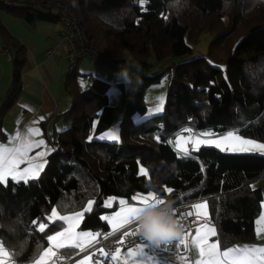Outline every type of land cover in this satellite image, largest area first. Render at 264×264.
<instances>
[{
	"label": "trees",
	"instance_id": "trees-1",
	"mask_svg": "<svg viewBox=\"0 0 264 264\" xmlns=\"http://www.w3.org/2000/svg\"><path fill=\"white\" fill-rule=\"evenodd\" d=\"M57 1L71 5L89 42L116 61L117 73L132 63L150 68L152 56L158 65L173 61L142 74L135 88L117 83L123 105L117 140L100 138L116 111L108 101L110 83L79 72L76 65L68 70L63 81L71 102L59 114L66 126L54 134L44 168L34 179L0 183V243L13 262L36 264L49 245L47 232L62 226L60 219L47 221L54 206L67 214L92 201L79 229L98 235L109 230L103 219L111 211L104 206L107 198L144 193L159 196L162 203L205 199L204 223L215 224L222 247L253 240L261 193L251 183L264 173V154L215 146L182 153L174 139L187 127L191 133L235 129L264 142V0L259 6V0ZM0 8L31 25L61 22L48 0H0ZM203 33L212 38L206 53H198ZM0 38L13 64L0 105L1 133L3 108L12 106L20 91L26 48L3 24ZM164 76L163 111L143 116L145 89ZM39 222L47 223L43 231Z\"/></svg>",
	"mask_w": 264,
	"mask_h": 264
},
{
	"label": "crops",
	"instance_id": "crops-1",
	"mask_svg": "<svg viewBox=\"0 0 264 264\" xmlns=\"http://www.w3.org/2000/svg\"><path fill=\"white\" fill-rule=\"evenodd\" d=\"M0 24H3L26 48L25 61L19 68L20 91L13 105L7 110L3 108L4 116L0 133V169L4 167L7 161L13 159L22 161L17 163L16 169L19 172H24L27 168L31 169L25 176L24 180H26L29 177L38 176L40 174L42 171L41 167L43 169L46 164L47 155L53 149L52 138L54 134L56 131L66 126V123L59 114L69 107L71 99L64 89L63 80L68 70L73 67L69 68L65 52L60 46L59 32L61 30V25L58 26L55 31L53 30V25L51 26V23L46 21H37L35 25H31L10 15L1 8ZM51 38H55V44L50 41ZM2 43L0 38V46ZM48 50H51V52L48 53ZM2 58L6 61H10V64H7ZM12 73V61L2 53L0 48V105L3 102L2 98L9 91ZM0 109L2 108L0 107ZM229 132L238 135L241 139L264 144L263 141L241 136L235 129H230L219 134L214 133L213 135L223 137ZM113 136L117 137L118 131L113 133ZM41 141H43V143H40ZM227 143L234 142L229 141ZM193 149L194 147H190L187 152L182 151V153H188ZM248 152L262 154L258 151ZM251 185L254 188H258L261 193L260 210L254 219V239L251 241H239L230 246L222 247L217 238L216 226L209 221L196 226L200 229L199 234L203 236L205 245L210 246L212 243H215L221 254L230 249H264V173L254 179ZM148 195L149 194H137L131 199L107 198L104 202V206L111 209V211L105 214L103 219L107 222L109 230H118L139 220L138 217L141 213L137 218L128 220L127 210L129 208H140L143 210L147 207H156L160 205L157 201H162V199L155 194H152L154 199H150L147 204L142 203V198L148 197ZM93 206L94 204L92 202L88 210H91ZM84 211L81 213L82 218ZM59 216L65 217L66 214H59ZM81 220L82 219L76 221L78 226L75 228V232L81 235V241L78 242H82V247H62V252L65 251L64 249H67V251L64 252L67 255L76 254L77 251L79 252V250L86 249L96 239L98 231L79 229ZM126 220H128V222H125ZM61 225L62 226H59L57 230L63 232L69 224L67 220H62ZM196 227L193 228L195 229ZM198 228L193 230V232H189L190 235L188 234L186 250L184 252H164L159 249L158 245H153L150 242L137 243L131 246L118 245L111 254L109 264H199L201 259L207 264V255L201 257L199 247H197V244L194 242V238L197 235L196 230ZM208 229H212L213 232H209ZM85 234H90V236H86ZM141 245L145 246L142 250L140 247ZM51 246L52 242L49 241L47 248ZM117 249H119V251H117ZM130 249L132 250L131 254L129 253ZM6 251L9 253L7 264H15L11 258L10 252L8 250ZM205 251H208L207 247ZM43 252L44 250L40 253L36 261L39 260ZM231 255L236 256L237 253L234 251ZM255 255L259 257L260 253L255 252ZM113 256L117 257V259H113ZM85 257H89V255L80 254L69 264H79ZM50 258L51 257H49L48 260ZM216 259H219V257ZM229 259H231V257ZM88 264H92L90 259Z\"/></svg>",
	"mask_w": 264,
	"mask_h": 264
},
{
	"label": "built area",
	"instance_id": "built-area-1",
	"mask_svg": "<svg viewBox=\"0 0 264 264\" xmlns=\"http://www.w3.org/2000/svg\"><path fill=\"white\" fill-rule=\"evenodd\" d=\"M9 3V0H4ZM48 5L59 11L61 17V30L59 32L60 46L65 52L69 68L84 59L91 62H99L108 66H115L116 61L105 52L93 46L84 33L82 22L76 17L69 3L57 0H48ZM48 53L51 50L47 51ZM2 53L9 58V53L2 50ZM192 202L180 199L177 202L166 201L156 207L169 208L176 225H161L150 221L149 230L153 234L167 235L175 233L177 238L169 240L167 243L161 242L158 247L168 253H179L186 250L187 237L192 227L202 224L205 218L195 215ZM192 213V214H190ZM134 233V234H133ZM183 238L184 244L179 241ZM149 242L147 236L141 231L140 220L134 221L118 230H108L101 232L96 239L84 249L88 254L92 264H109L111 254L116 246H131L137 243ZM62 248L56 249L55 256L49 264H69L74 257L62 254ZM102 250V251H101Z\"/></svg>",
	"mask_w": 264,
	"mask_h": 264
},
{
	"label": "snow or ice",
	"instance_id": "snow-or-ice-1",
	"mask_svg": "<svg viewBox=\"0 0 264 264\" xmlns=\"http://www.w3.org/2000/svg\"><path fill=\"white\" fill-rule=\"evenodd\" d=\"M113 140H117L116 136H112ZM184 140L183 137L177 138V147L183 151L187 152L188 148L186 146H183L180 141ZM229 141H232L234 143H227ZM40 143H43L41 141ZM187 143V141H185ZM191 143L194 145L193 150H198V146H215L216 148H222L223 150H230V151H241V152H248V151H258L264 154V144H258L251 140L241 139L238 135H235L232 132H229L226 136L217 138V139H200L197 138ZM18 162L16 159H13L11 161H7L2 169H0V183H7V180L11 178L13 181L15 180H24L25 176L29 171H31L30 168H27L24 170V172H19L16 169V165ZM42 170V167H41ZM38 175V173H37ZM30 179L36 178V176L29 177ZM139 199V198H134ZM150 199H154L151 193H149L148 197L142 198V203L147 204ZM157 203H162V201H157ZM154 206V205H153ZM195 215L197 217L201 216L203 213L201 212V209L206 207L204 204H195L192 206ZM128 220L135 219L138 217V215L141 213L142 209L140 208H129L128 210ZM192 214V213H190ZM60 219V220H68L71 219L72 222L68 225V227L60 233H57L56 235H52L48 237V240L52 242V246L45 249L44 252L41 254L39 260L36 262V264H47L48 258L55 256L54 249H59L66 246H74V247H82L81 241V235L75 232V228L78 226L76 221L82 219V214H77L75 218H66L62 216H58L55 211H53L52 216L49 218L51 219ZM126 220L125 222H128ZM46 225L44 223L38 224V230L43 231L45 229ZM209 232H213L212 229H208ZM197 235L194 238V242L197 244V247H199V251L201 254V257H204L207 255L208 260L207 264H264V249H255V250H227L223 252L222 254L218 251L217 245L215 243H212L210 246L205 245L203 242V236H201L200 229L198 228L196 230ZM134 234V233H133ZM86 236H90V234H85ZM190 235V234H189ZM177 236L175 233H170L167 235H159V234H153L151 238L147 236V239L149 242L153 245H159L161 242L167 243L169 240L176 239ZM94 239V238H92ZM181 244L185 243V240L183 238L179 241ZM141 250L144 245H141ZM208 248V251L206 252L205 249ZM102 251V250H101ZM119 251V249H117ZM236 252V256H232L231 254L233 252ZM132 250H129V253L131 254ZM255 252H259L260 256L257 257L255 255ZM9 256V253L4 249L2 243H0V264H7V258ZM219 257V259H216ZM231 257V259H229ZM89 257H85L84 260H81L79 264H88ZM113 259H117V257L113 256ZM199 264H206V262L201 259Z\"/></svg>",
	"mask_w": 264,
	"mask_h": 264
},
{
	"label": "rangeland",
	"instance_id": "rangeland-1",
	"mask_svg": "<svg viewBox=\"0 0 264 264\" xmlns=\"http://www.w3.org/2000/svg\"><path fill=\"white\" fill-rule=\"evenodd\" d=\"M260 3H262V0H259L258 6L260 5ZM60 25H61V22L51 23V26L54 28L53 29L54 31ZM211 38H212V36L209 33H203L200 36L198 44L195 46V51L198 53H206V51L208 49V44H209V41L211 40ZM50 41H52L53 44L56 43L55 38H51ZM2 59L5 60L4 58H2ZM150 61L152 62V67H150V68H142L139 64L132 63L129 65V68L127 69V71H124L122 73H117V68L115 66H108V65H105V64L99 63V62H91L89 59L80 60L77 62L78 64L76 63L77 65L75 64L77 66L79 72L91 73L93 75H97V76L107 80L110 83V86L108 89V101H109V103L113 104L116 107V111H115V116H114V120H113L112 125L109 128H107V130L104 131L103 134L100 135V138L102 137L104 139L112 140L113 133L119 131V122L121 120L122 113H123V105H122L121 100H120V89H119V86L117 83L122 81L125 83V85L128 89L135 88L138 84L139 77L142 74H150V73L158 70L161 65L166 64V63H172L173 60H170V62H168V61L167 62H160V64L158 65L157 62L155 61L154 57L152 56V57H150ZM6 63L10 64V61H6ZM86 82H87V80L83 79L80 82L81 86L85 87ZM166 84H167V77L164 76L159 83L150 85L149 87H147L145 89L144 100H145V103L147 105V112L143 116H151V115H154L156 113L163 111V102L166 99ZM137 117H138V119L142 118L139 116H137ZM187 129H188L187 127L180 128L179 129L180 131H178V133L179 132H181V133H179V134H177V136H175L174 146L178 151H181L177 147V138L178 137L184 138V140L180 141V143L183 146H186L188 148V150L190 149V147H194V145L191 143V141H193L197 138H200V139H217V138H220V136H218V135H213L215 132H213L212 130H209V129H205L203 131H200L199 133H196V132L191 133V132L187 131ZM193 133H196V134H193ZM185 141H187V143H185ZM199 147L200 146H198V148ZM220 149H223V148H220ZM144 194H149V193H144ZM91 204H92V202L88 201L83 209L73 211L72 213H67L65 217L66 218H75L77 216V214H81V213H83L84 210H88L91 207ZM195 204L206 205V207L201 209V212L203 213L202 216L208 217L207 201L205 199H199V200H195L191 203L192 206ZM53 211H55L58 216H59V213H61L58 205L54 206ZM52 213L48 216V219L52 216ZM53 220H54V218L51 220L49 219L47 221L49 222V221H53ZM71 222H72L71 219L67 220L68 224H70ZM39 223H44L45 225H47L46 222H39ZM196 228H198V227H196ZM195 229L192 227L190 229V232H193V230H195ZM60 232H61V230H52L50 232H47V238L49 236L56 235L57 233H60ZM80 232H82V231H80Z\"/></svg>",
	"mask_w": 264,
	"mask_h": 264
},
{
	"label": "clouds",
	"instance_id": "clouds-1",
	"mask_svg": "<svg viewBox=\"0 0 264 264\" xmlns=\"http://www.w3.org/2000/svg\"><path fill=\"white\" fill-rule=\"evenodd\" d=\"M138 219L140 220L141 231H143L149 238L153 236V232L149 230L148 222L150 221L154 220L155 222L165 226L169 224L176 225L169 208L166 207H147L141 211Z\"/></svg>",
	"mask_w": 264,
	"mask_h": 264
},
{
	"label": "bare ground",
	"instance_id": "bare-ground-1",
	"mask_svg": "<svg viewBox=\"0 0 264 264\" xmlns=\"http://www.w3.org/2000/svg\"><path fill=\"white\" fill-rule=\"evenodd\" d=\"M201 217H203V216H201ZM203 223H204V222H203ZM203 223H202V224H203ZM200 225H201V224H200Z\"/></svg>",
	"mask_w": 264,
	"mask_h": 264
}]
</instances>
